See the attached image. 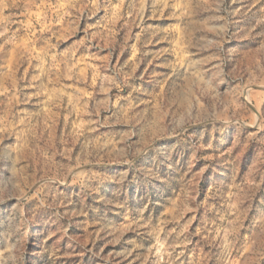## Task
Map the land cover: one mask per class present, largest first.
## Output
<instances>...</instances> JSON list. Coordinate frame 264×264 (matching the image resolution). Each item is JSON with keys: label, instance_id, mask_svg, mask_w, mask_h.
Masks as SVG:
<instances>
[{"label": "rangeland", "instance_id": "rangeland-1", "mask_svg": "<svg viewBox=\"0 0 264 264\" xmlns=\"http://www.w3.org/2000/svg\"><path fill=\"white\" fill-rule=\"evenodd\" d=\"M0 264H264V0H0Z\"/></svg>", "mask_w": 264, "mask_h": 264}]
</instances>
